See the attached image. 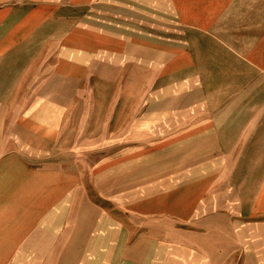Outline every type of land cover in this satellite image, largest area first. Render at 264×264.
Segmentation results:
<instances>
[{
  "label": "crops",
  "instance_id": "crops-1",
  "mask_svg": "<svg viewBox=\"0 0 264 264\" xmlns=\"http://www.w3.org/2000/svg\"><path fill=\"white\" fill-rule=\"evenodd\" d=\"M167 1L176 19L170 29L182 33L166 40L168 69L206 99L193 110L214 126L211 164L219 177L203 191L195 185L199 193L182 214L136 202V222L153 223L141 238L154 246L146 264H229L235 249L245 264H257L264 250V0ZM68 14L48 0H0V264H49L50 256V264L66 256L73 264H112L113 251L127 244L122 222L112 227L107 212L80 208L79 170L57 158L64 154L58 127L79 103L91 49L144 56L130 49L143 43L144 31L129 43ZM159 44L150 45L159 52ZM242 154L250 178L240 174ZM162 209L172 216L160 224L154 215Z\"/></svg>",
  "mask_w": 264,
  "mask_h": 264
},
{
  "label": "rangeland",
  "instance_id": "rangeland-1",
  "mask_svg": "<svg viewBox=\"0 0 264 264\" xmlns=\"http://www.w3.org/2000/svg\"><path fill=\"white\" fill-rule=\"evenodd\" d=\"M48 6L69 13L65 18L78 17L81 26L125 37L129 43L144 31L143 43L130 48L144 56L91 49L79 103L58 127L64 154L57 158L79 170L80 208L85 204L97 214L107 212L112 227L122 222L127 230L126 247L113 251L112 264H146L154 246L141 238L153 223L136 222L137 203L148 208L160 202L164 210L182 214L188 198L199 193L195 185L203 191L219 177L211 164L217 146L214 126L206 125L209 120L201 109L193 110L206 99L194 86L188 88L178 78L174 82L168 69L166 40L182 33L170 29L176 19L167 0H48ZM154 41L160 43L159 52L150 45ZM242 156L240 174L248 171L244 176L250 178L247 154ZM164 210L154 215L160 224L172 216ZM142 224L144 230L137 231ZM232 254L229 264H245L241 250ZM262 254L257 264H264V250ZM54 258L50 256L49 264ZM63 264H73L70 256Z\"/></svg>",
  "mask_w": 264,
  "mask_h": 264
}]
</instances>
